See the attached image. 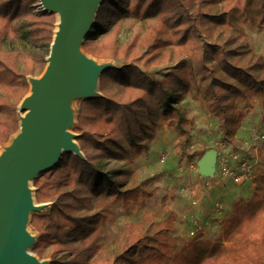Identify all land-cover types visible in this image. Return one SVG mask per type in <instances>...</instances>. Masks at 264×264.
<instances>
[{
	"label": "trees",
	"instance_id": "16d2710c",
	"mask_svg": "<svg viewBox=\"0 0 264 264\" xmlns=\"http://www.w3.org/2000/svg\"><path fill=\"white\" fill-rule=\"evenodd\" d=\"M38 2L0 0V145L19 129L27 77L47 65L48 54L4 47L6 37L21 31L28 44L49 53L56 15ZM124 20L153 23L142 37L122 42ZM263 26L264 0H104L81 49L122 66L102 73L101 96L79 103L73 131L82 157L63 153L57 166L32 181L36 203L52 204L47 214L30 217L29 226L38 232L33 253L51 257V264H264V173L246 182L253 188L231 207L215 242L192 239L176 256L169 236L172 216L160 223H126L119 250L103 254L100 226L107 213H92L98 199H123L127 206L147 197L145 188L155 177L139 189H125L128 165L149 155L162 126L181 138L184 156L206 152L188 151L198 138L193 119L178 104L194 87L217 121L220 142H232L243 119L237 101L264 97V57L251 49L245 32ZM69 248L67 259L56 257Z\"/></svg>",
	"mask_w": 264,
	"mask_h": 264
},
{
	"label": "rangeland",
	"instance_id": "374dc122",
	"mask_svg": "<svg viewBox=\"0 0 264 264\" xmlns=\"http://www.w3.org/2000/svg\"><path fill=\"white\" fill-rule=\"evenodd\" d=\"M56 20L59 22V15H56ZM152 23L150 20L145 22L124 20L119 38L122 42H128L135 36L142 37ZM245 32L251 49L264 57V26L261 29L245 28ZM4 47L8 50H29L38 55L48 54L45 48L32 46L23 40L21 31L17 32L16 37H6ZM81 53L90 62H93L90 57L94 58L100 63L99 65H109L114 69H119L122 66L121 62L116 59H97L88 55L82 49ZM171 65V63H168L164 67H170ZM45 68L46 65L42 72L36 68L27 77L29 83L27 97L31 93L30 81L41 78ZM82 100L77 99L74 101V108L77 109V112L79 103ZM21 103L18 105L19 110L17 111L19 118L24 114ZM178 104L193 119V127H195L193 134L196 136L195 138H198L193 146L194 150L188 149L189 152L198 151L202 153L214 149L220 153V160L225 159L231 166H235L233 156L239 154L254 163L255 175L253 180L264 173V97L254 98L248 103L240 99L237 101V107L242 113L243 119L240 129L231 143L220 142L217 121L207 114L206 102L198 86L183 96ZM76 127L77 118L76 123L67 131L73 135L77 144L76 138L78 135L73 131ZM17 134L16 132L7 142L0 145V154L11 146ZM256 136H260V138L256 139ZM180 140L181 138L174 130L162 126L151 143L149 155L143 156L128 165L131 173L128 176L125 189H139L143 181L155 177L154 181L145 188L147 197L144 200H136L127 206L122 205L123 199L118 201L98 199L93 202L96 205L92 213H107L105 222L100 226L103 254L119 250L121 233L126 223L146 224L149 221L160 223L169 216L173 218V222L169 226V236L172 252L175 256L178 255L177 253L181 247L192 239L199 238L215 242L221 234L222 225L226 220L225 216L231 213V204L238 197H247L248 191L245 188L240 189L237 187L238 185L231 183L229 180L218 179L217 175L207 177V180H204L197 166V162L202 155L197 154L192 158L184 156L178 149ZM112 165L123 166L124 164L123 162H112ZM217 183L223 186L209 188V186ZM246 185L250 187L251 184L246 183ZM27 187L34 204H45L40 210L29 214L25 226V232L36 240L38 232L29 226L30 217L33 214H47L52 204L36 203L34 199L35 188L31 181L28 182ZM251 188H253V185ZM225 192L228 193V197L224 202L220 196L224 195ZM163 197L167 198L164 204L162 203ZM220 246L221 250L226 252L227 243L221 242ZM32 248H28V251L38 261L51 264V257H38L33 253ZM71 251L72 248L60 251L56 257L67 259ZM45 252L50 253L48 248L45 249ZM224 256L227 260L230 259L228 255Z\"/></svg>",
	"mask_w": 264,
	"mask_h": 264
},
{
	"label": "water",
	"instance_id": "95a60500",
	"mask_svg": "<svg viewBox=\"0 0 264 264\" xmlns=\"http://www.w3.org/2000/svg\"><path fill=\"white\" fill-rule=\"evenodd\" d=\"M103 1L38 2L43 11L59 15L60 20L45 71L41 78L30 81L31 93L21 101L24 114L18 117V134L0 154V264H46L28 251L36 242L25 232L28 216L45 204H34L27 186L40 173L57 166L63 153L82 157L67 131L71 127L70 106L77 99L101 96H89L88 85L111 69L109 65H93L81 53ZM216 155V150H207L197 162L202 177L215 176Z\"/></svg>",
	"mask_w": 264,
	"mask_h": 264
},
{
	"label": "built area",
	"instance_id": "2783aa9c",
	"mask_svg": "<svg viewBox=\"0 0 264 264\" xmlns=\"http://www.w3.org/2000/svg\"><path fill=\"white\" fill-rule=\"evenodd\" d=\"M259 138L260 136H256V139ZM190 150H194L193 145L190 147ZM233 159L235 161V166L229 165L225 159L220 160V153L217 152L215 176L217 175L219 179L224 181L229 180L235 185L252 182L255 175L254 163L250 162L246 157H241L239 154L234 155Z\"/></svg>",
	"mask_w": 264,
	"mask_h": 264
},
{
	"label": "bare ground",
	"instance_id": "6f19581e",
	"mask_svg": "<svg viewBox=\"0 0 264 264\" xmlns=\"http://www.w3.org/2000/svg\"><path fill=\"white\" fill-rule=\"evenodd\" d=\"M90 59L93 60V62H92L93 65L99 66L100 63L97 62L96 60H94V58H91L90 57ZM88 89H89V91L91 93L89 96L99 95L100 92H99V81H98V79L95 80L94 82L90 83L88 85ZM70 107H71V111H72V113H71L70 126H72V125H74L76 123V118H77V113L78 112H77V109L74 108V102L71 103V106Z\"/></svg>",
	"mask_w": 264,
	"mask_h": 264
},
{
	"label": "crops",
	"instance_id": "0c3cea01",
	"mask_svg": "<svg viewBox=\"0 0 264 264\" xmlns=\"http://www.w3.org/2000/svg\"><path fill=\"white\" fill-rule=\"evenodd\" d=\"M219 179V178H218ZM220 182V181H219ZM213 186H216V187H220V186H223V185H221V184H219V183H217V184H214V185H211V186H209V188H211V187H213ZM250 186H252V184L250 185ZM234 187H236V186H234ZM237 187H239L240 189H246L248 192H247V194L250 192V190H251V187H248L246 184H244V185H242V186H237ZM250 188V189H249ZM227 197H228V193H224V195H222V196H220V198H222V200L225 202L226 200H227ZM242 197V196H241ZM240 197H238V198H236L235 200H234V202L231 204V206H230V209H231V207L234 205V203L239 199ZM220 205V204H219ZM222 205V204H221ZM226 217V216H225ZM224 217V218H225Z\"/></svg>",
	"mask_w": 264,
	"mask_h": 264
}]
</instances>
